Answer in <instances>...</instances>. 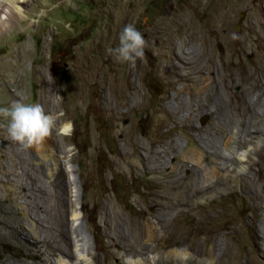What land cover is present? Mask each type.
Instances as JSON below:
<instances>
[{
    "label": "rangeland",
    "instance_id": "rangeland-1",
    "mask_svg": "<svg viewBox=\"0 0 264 264\" xmlns=\"http://www.w3.org/2000/svg\"><path fill=\"white\" fill-rule=\"evenodd\" d=\"M256 2L29 0L25 8L28 18L22 16V21H14L8 32L0 36V107H9L13 101L23 100L39 103L46 113L54 116L56 129L51 147L57 157L62 156L59 157L62 170L46 182L44 164L35 160V147H23L13 142L0 118V196L5 202L29 210L31 217L37 216L35 218L44 226L52 227L50 230L57 226L58 207L67 210V218L64 212L66 222L71 226L81 222L85 246L94 247L99 264H125L122 236L128 234L122 232L126 225L118 226L122 221L113 213L112 206L119 208L124 219L127 217L124 215H128L139 223L140 231L146 234L147 228L141 223L142 206L146 211L159 206V194L168 193L169 184L176 181L173 179L178 175L183 176L182 180L189 179L193 166L200 167V160L202 164L212 165L210 158L213 155L208 146L199 142V137L208 136L217 142L221 135L214 133L209 126L206 128L210 130L205 128L202 133H197V128L205 125L202 115L193 116L192 121L182 118L188 110L183 106L184 102L195 108L196 98L184 94L172 102L170 97H165L170 90L166 78H174V71L182 68L188 73L195 71L192 54L197 55L201 50L192 44L194 35L201 34L203 38L209 35L214 43L226 31L235 38L248 33ZM215 14L216 28L211 24ZM128 24L140 31L147 41L144 57L137 59L135 67L117 61L108 51L119 45L120 33ZM24 47L28 49L27 53ZM219 49L222 50L221 45ZM179 55L182 58L177 61ZM168 57L171 61H167ZM240 57L252 60L253 52L246 51ZM14 62L17 63L14 65ZM188 75L197 78L193 83L189 82L193 89L205 86V79L200 78L202 74L199 77L195 71ZM50 88L53 89L50 100L43 101V95ZM233 90L238 91L240 87L235 86ZM242 94L248 96L246 92ZM58 99L62 101L60 105L56 104ZM133 101L139 105L127 109ZM161 106L174 116L167 125L158 127ZM69 120L74 123L75 131L71 135L58 132L60 126ZM169 134L171 143L163 139ZM194 144H198L204 153L198 162L182 156L183 150ZM215 144L217 146L212 148L222 149ZM166 147L171 154L165 153ZM155 151L162 154L160 161L154 157ZM253 160L255 163L250 172L257 180L264 172V155ZM257 186L264 191L263 182ZM249 195V191L235 190L222 197L221 206L217 199L204 205H217L221 221L229 217L239 224L228 244L240 252V260L247 264H264L263 237L262 233L256 232L264 221V201L258 204L260 208L256 211L252 209ZM75 207L82 218L73 221L69 219V210ZM187 214L184 212L185 217L180 215L175 219L171 229L176 230L167 233L163 242L178 244L191 235L189 238H196L198 246L202 245L214 223L204 229L200 227L202 230L188 228ZM14 220L27 224L31 221L22 211L10 212L0 208V260L7 255L13 259H40L41 255L27 253L3 229ZM177 227L181 230L178 231ZM50 242L45 246L50 253L57 252L58 246ZM75 243L71 238V248Z\"/></svg>",
    "mask_w": 264,
    "mask_h": 264
},
{
    "label": "bare ground",
    "instance_id": "bare-ground-1",
    "mask_svg": "<svg viewBox=\"0 0 264 264\" xmlns=\"http://www.w3.org/2000/svg\"><path fill=\"white\" fill-rule=\"evenodd\" d=\"M28 4L29 0H0V36L4 32H8L14 21H22V16L28 18V12L25 11ZM253 13L254 16L248 24V33L240 38H235L229 31L224 32L220 39L214 43L209 35L207 38H203L201 34L193 36L192 44L201 50L197 55L192 54L193 69L198 72V76L202 74L199 77L205 79L204 87L200 86L193 89L190 84L197 78L195 75V77H191L188 74H193L195 71L188 73L184 71L182 66L183 70L174 71V78H166L170 90L165 94V97H170L172 102L184 94L190 98H196L195 108L184 102L183 106L188 110L182 118L192 121L193 116L202 115L205 119V125L199 126L197 133H202L206 126H209L214 130V133L221 135L217 137V142L213 141L212 138L208 139V136L201 135V137L199 135V142L208 146L209 152L213 155V158H210L212 165L202 164L201 160L199 161L204 153L201 152L198 144L186 147L182 156H186L193 162L199 161L200 167L193 166V174L189 179L182 180L183 176L178 175L173 179L176 181L170 180L173 183L169 184L168 193L163 192L158 196L160 198L159 206L151 209V211H146L142 209L143 206L141 205L140 214L143 220L141 223L147 228L146 234L140 231L141 225L139 223L131 220L128 215H124L127 216L124 219L122 213L120 214L118 211L119 208L117 209L116 205L112 206L113 213L118 214L122 221L121 225L118 226L126 225L125 231L122 232L128 234L122 236L124 246L122 258L125 264H132L133 261L135 264H247L240 260V252L234 251L233 245L231 248V244H228V241L231 240V234L236 231L239 224L229 217L221 221L217 214V205L213 207L205 205H208L212 199H217L221 203L219 206H221L222 197L235 190L249 191L248 199L252 209L256 211L260 208L258 204L264 201V191L262 192L257 186V183H264V172L258 176L257 180L250 172L251 165L255 163L253 158L258 159L264 155V0H257L254 4ZM216 18L217 14H215L214 19H211V24L215 28L214 20ZM185 41L183 40V42ZM220 45L222 50L219 49ZM24 49L27 50V53L28 49L25 47ZM246 51L253 52L252 60L240 57ZM18 54L19 57L23 56L21 52ZM180 57L181 55L176 57L177 61ZM167 61H171V58L168 57ZM11 68L13 69V67ZM189 82L191 83L189 84ZM235 86H239L240 90H233ZM52 91V88L48 89V92L42 97L43 101L50 100ZM243 92H246L248 96H244ZM61 102L58 99L56 104L60 105ZM138 105L137 102L133 101L127 106V109H133ZM173 107L176 108V105ZM173 116L161 106L157 126L167 125ZM206 129L210 130L209 128ZM54 130L51 136L41 144L33 145L37 156L35 160L44 164L43 172L46 182L51 181L55 173L62 170L60 167L62 163H60L59 158L62 156L58 155L57 157L54 152L55 149L51 147V141L55 135ZM163 139L165 142H172L171 134L164 135ZM215 143H218L222 149L212 148L213 145H216ZM167 147L165 153L172 152L171 150L168 151L169 147ZM161 155L157 154V151L154 152L157 161H160ZM163 161L165 162V158ZM171 172L172 170L169 174ZM73 192L75 191L73 190ZM150 194L152 193L150 192ZM152 199L154 198L152 197ZM60 203L63 204V202ZM0 208L10 212L22 211L24 215L30 218L29 224L14 220L11 221L10 226H3V229H6L8 234H11L16 243L27 253L33 252L41 255V258L36 260H28L26 257L13 259L7 255L3 260H0V264H85L86 259H90L91 264H99L98 253L95 252L94 247L85 246V235L81 229V222L76 226H71L66 222L67 210L58 207V210L63 212L61 214L60 211H57V226L50 230L52 227L44 226L35 218L37 216L31 217L28 213L29 210L24 211L22 206L5 202L1 196ZM32 209L34 211V208ZM64 212L66 218H64ZM184 212L188 213L186 219L188 228L203 227L204 229V227H209L208 225L212 222L214 223L213 228L207 231L209 236L203 238L204 241L201 246H198L196 238H189L191 235L186 240L181 239L178 244L175 241L167 242L168 244L163 242L162 239H165L167 233H173L176 230H172L171 226L175 219L180 218ZM69 216V219L73 221L82 218L77 207L69 210ZM126 220L127 223L125 224ZM177 230L180 231V227H177ZM256 232L262 233L261 247L264 257V221L261 222L260 228L258 227ZM71 238L75 239L76 242L73 248L70 244ZM50 241L53 242V245L58 246L57 252L50 253L47 245L45 246V243ZM227 244L228 246H226ZM106 251L108 250L106 249ZM129 257L132 258L131 261L128 260Z\"/></svg>",
    "mask_w": 264,
    "mask_h": 264
},
{
    "label": "clouds",
    "instance_id": "clouds-1",
    "mask_svg": "<svg viewBox=\"0 0 264 264\" xmlns=\"http://www.w3.org/2000/svg\"><path fill=\"white\" fill-rule=\"evenodd\" d=\"M146 47L147 41L142 33L128 24L120 33L119 45L108 51L117 61L127 62L130 67H135L137 59L144 57ZM0 118L4 121L8 137L23 147L41 144L56 129L54 116L46 113L39 103L15 100L9 107H0ZM58 131L63 135H71L75 131L74 123L65 121ZM128 260L131 261L132 258L129 257ZM85 264H91L90 259H86Z\"/></svg>",
    "mask_w": 264,
    "mask_h": 264
}]
</instances>
